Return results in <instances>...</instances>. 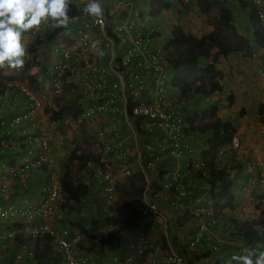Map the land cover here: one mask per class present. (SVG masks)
<instances>
[{"label":"built area","instance_id":"built-area-1","mask_svg":"<svg viewBox=\"0 0 264 264\" xmlns=\"http://www.w3.org/2000/svg\"><path fill=\"white\" fill-rule=\"evenodd\" d=\"M80 2L76 3L80 4L79 10L69 15L67 34L65 29L55 28L51 23L42 26L24 41L28 49L24 67L18 71L2 69L13 74V78H0V264H35L36 258L29 244L43 236L50 238L53 248L59 253V264H94L77 248L85 232L65 226L57 227L55 223L61 215L59 179L63 167L61 169L50 158L44 124L47 119L52 121L46 109L55 104L62 105L65 93L73 95L77 107L75 120L82 123L94 137L96 160L86 162L84 173L91 191L95 190L100 196L97 205L103 219V225L97 227L102 232L100 234L113 227L107 221L117 215L114 209L117 199L116 176L112 174L111 165H117V171L123 175L139 172L141 174L138 175L146 177L148 172L155 169L161 154L191 159L194 153L186 141L196 132L185 130L187 125L184 118L176 113L170 103H165L159 96L153 101L146 97L149 89H153L156 95L166 93L169 78L159 73L152 87L148 83L149 75L160 71L158 59L162 57V49L153 38L157 30L152 26L145 27V16L135 10L131 20L128 17L115 26L110 24L107 11L97 22L82 12L88 0ZM256 4L264 33V0H255ZM121 9L120 16L126 9L132 8L123 5ZM48 30L55 31L53 40L38 44L36 41ZM44 46L49 48L48 63L42 68L45 77L41 80V86L32 89L29 77H22L23 69L27 64L39 65L45 57ZM256 48L264 53V46ZM107 119H121L129 134L123 135L120 130L107 126ZM146 133L155 140V146L148 142L142 144L148 152H145L144 158L140 156L144 159L142 162L136 161L132 167L133 164L126 159L131 154L129 148L133 146L138 152L141 148L138 140ZM236 147L237 137L234 135L226 145L217 149V153L223 155ZM116 157L118 160H114ZM2 158H6L5 161ZM204 160L199 155L194 160V166L186 165L183 173L191 178L192 171L195 167L199 169ZM183 173L174 174L177 200L172 205L178 211L186 206L188 196V178ZM15 174L19 175L17 181L12 178ZM30 176L36 178L35 187L31 190V193L36 192V198H21L7 204L5 200H8L9 190L26 194L27 187L23 189L25 178L27 180ZM147 181L139 202L131 201L137 206V220L133 228L135 239L127 243L128 250L146 255L148 252L147 262L150 264H236L226 258L229 254L221 256L219 252L221 241L212 230L218 221L212 217L211 207L206 212L207 216H197L195 228L183 231L178 241L171 239L167 233L171 223L156 201L157 192L149 189ZM258 182L264 190V166L260 167ZM12 196L16 199V193ZM84 199L85 196L81 201ZM81 206L77 212L79 215L82 213ZM237 209V206L232 209L233 216L230 217L234 220L244 219L239 217ZM152 230L162 231V236H159L161 245H156L155 240L148 237ZM261 251L264 249L258 253ZM211 255H219L217 259L223 262L215 258L210 260ZM123 264L132 263L126 258Z\"/></svg>","mask_w":264,"mask_h":264},{"label":"trees","instance_id":"trees-1","mask_svg":"<svg viewBox=\"0 0 264 264\" xmlns=\"http://www.w3.org/2000/svg\"><path fill=\"white\" fill-rule=\"evenodd\" d=\"M201 13L209 15L210 11H214L212 28L209 32L193 37L192 39L183 31V29L173 24L171 26V32L168 34L167 40L162 47V57L158 60L164 61V63L170 66L171 75L166 82V89L168 92L175 90L180 96L186 94L189 98L194 99L200 97H209L214 92L221 90L222 73L217 68V64L223 63L226 60L228 54L232 52L245 53L251 48L264 46V33L260 20L257 15V7L254 3H247L243 0H238L239 5L242 8L248 9L250 26L252 27L250 37L241 34L237 31L235 25L232 23V13L227 6L225 0H196ZM150 14L154 15L160 10H166L170 8V4L163 0H150L149 3ZM80 8V4L71 3V11L69 15L76 13ZM55 31L48 30L46 34L39 38L36 42L46 43L53 40ZM252 41V43H250ZM251 45V46H250ZM208 47V53L203 51V48ZM209 57L210 61L206 62V58ZM204 60V65L199 67V60ZM30 88H36V80L29 75ZM189 83V87L185 84ZM229 97V95H228ZM64 105L55 104L46 111L50 114L51 120L61 119L65 116L64 108H69V103L73 100V95L70 92L65 93L63 96ZM258 119L264 126V103H260L258 106ZM77 112L73 113L72 117L76 118ZM189 122V128L191 131L199 130L201 133H209L206 140V152L208 159L203 161L201 169L196 172L197 178L202 180L208 187V194L212 201V217L221 218V211L223 209H229L233 207L234 197L231 192L233 185L232 178L229 174L230 166H237L233 161L227 159L226 165H220L217 158V149L220 146L226 145L236 133V128L231 121L220 120L216 115V108L210 106L208 108L200 110L199 113H191L186 117ZM197 118V122L192 125V120ZM78 147H74L67 157V161L64 165V172L59 179L62 202L60 207L76 208L79 207L81 198H83L88 190V185L78 177L73 178L70 170V164L73 161H80L81 167L86 165V162L90 159L84 157L83 153H77ZM225 151L224 154H226ZM96 160V158H93ZM142 177L141 175H139ZM17 181L18 174L12 177ZM139 195L142 192L140 186L134 187ZM131 201L128 196H124L117 207L123 210V214L126 213L127 207ZM220 213V214H219ZM90 224L93 221L88 220ZM180 221V223H179ZM177 221V224H181V220ZM109 224L116 225L121 222L122 227L112 229L104 234H98L90 242H86L83 239L77 244L78 249L88 250L95 246L98 249L104 250L110 244L112 239L118 240V236L122 230L129 224L127 215L125 214L121 218H109ZM85 226L82 227V230ZM232 236L241 239L243 250L240 255H247L249 250L253 253H258L259 250L264 249V210H260L257 217L251 220L234 221L232 225ZM112 237V239H110ZM115 241V242H116ZM88 243V244H87ZM86 247V248H85ZM222 248V247H221ZM219 246V249H221ZM107 249H109L107 247ZM121 256L118 257V261L124 260L127 254L123 253V249L119 250ZM32 252L36 258L35 264H59L60 255L53 248L52 241L49 237H42L39 241L34 243ZM207 253H204L206 255ZM255 255L253 259L255 260ZM126 259V258H125ZM132 262V261H131Z\"/></svg>","mask_w":264,"mask_h":264},{"label":"crops","instance_id":"crops-1","mask_svg":"<svg viewBox=\"0 0 264 264\" xmlns=\"http://www.w3.org/2000/svg\"><path fill=\"white\" fill-rule=\"evenodd\" d=\"M111 1H114V0H111ZM119 1H121V0H116L117 5H113L112 10L109 11V19H110L109 22L112 26L119 24L118 22L123 21V20L127 19L128 17H130V20H131V18L133 17L132 13L134 12V10L136 12H138V14L141 16H144V15H142L143 13H147V14L149 13L150 14V12H149L150 7H147L149 2L147 0H125V2L121 1L122 2L121 4L119 3ZM123 5L129 6L132 9H128V10L126 9V12L122 16H120V11H122L121 6H123ZM116 9H119L120 11H116V13L112 12L113 10H116ZM230 10L232 13V23L234 25H236L237 27H239L238 32H240L242 34V27L244 25L246 28L243 30V33L250 34L251 33V31L249 30L250 20L248 21L249 24H247V25L245 24L244 20L242 22V12H243L244 17L249 19V17H250L249 11H247L245 8L239 7L237 5L234 8H230ZM241 10H242V12H241ZM262 10L264 11V9H262ZM104 11H107V10L104 9ZM170 11H171V9L168 8L166 10H160L158 13H155L154 15L150 14L152 16L157 17L156 22L152 23V27L156 30L157 29L159 30L160 28H165V27L171 28V26L173 24H177L183 29L181 17H180L179 22L172 21V22H170L169 25H167V23L165 24V22L170 20V18H168V17L166 18L164 16L166 14H169ZM184 20L185 19L183 18V25L186 26V23H185L186 21H184ZM205 26L206 27H204V32L201 34H198V33H195V31L199 28L194 25V22L190 21L189 26L187 27L186 30L188 33H190L192 35V37H191V39H192L193 37H198V36L205 34L211 30L210 25L205 24ZM165 39H166V37H164L163 39H161L159 37L158 41H156V39L154 41H156V43L161 42L159 44H162V45H160V47H162L164 45L163 42H165ZM250 43H252V41ZM43 49H44V53H45V58L47 59L48 55H49V52H48L49 48H46L44 46ZM254 50H255V52L252 53V57L249 55L246 58L244 56V54H247L246 52L244 54L241 52H235V53L232 52V53L227 55L226 60L223 63L217 64V68L222 73L221 90L220 91L225 92V96H227L228 93H230V92L233 94L237 93L241 98L240 101L242 100V107H244L247 104H250L251 106L256 107L259 105V103L264 102V78H263L264 77L263 76V74H264V53H262L256 47ZM208 51H209V49H208ZM208 51H207V53H208ZM238 54H242V58L244 57L245 59H242V61L240 62L239 61L240 58L238 57ZM203 59H206V62L210 61L209 57H206ZM236 60L238 63H235ZM232 63H233V65H232ZM236 64H237V68L239 69L238 71L235 70ZM158 66H159L160 71H156L157 73L149 75L148 83H150V87L153 86V81H154L155 77H157L159 75V73L160 74L164 73L168 77H170V75H171L170 66L168 64L164 63V61L159 60ZM29 68L30 69L28 71V75L32 76L36 80L38 87L41 86V82H42L41 80L45 77L43 75L45 73V71L35 64H31L29 66ZM2 73H4V76H5L6 73L5 72H2ZM6 75L8 76V74H6ZM219 92H214L209 97H206L209 100V103L207 105H205L204 101H203L205 97H200V98L196 97L195 99L193 98L194 100L192 101V103L197 102V104H198V106L195 104V107L197 109L195 111V113L196 114L199 113L200 110L205 109V107L208 108L210 106H215V102L211 98L218 95ZM178 95L179 94L177 93V96ZM156 96H159L160 98H162V96L160 94L156 95L154 93L153 89H149L148 93L146 94V97L149 101L156 100L157 99ZM174 101H176L175 98H174ZM246 102H247V104H246ZM182 108H185L187 111L181 112L180 109H182ZM188 112L189 111H188V107L186 104L180 106L179 110L176 111V113L179 114L184 119H186V117L188 116ZM216 115L218 116L217 113H216ZM219 119H220V117H219ZM105 121H107V124H106L107 126H111L112 128L117 129L118 131L120 130L119 132H121V134H123V135L129 134L125 122H123L121 119H117V120L107 119ZM57 125H59V123L57 124V121L51 122L49 119L47 121H45L44 137L47 138V141H48L50 158L53 161H55L58 165H60V167L62 169V161H65L67 156H64V153L60 152V151H63V150H60V148L65 147V144H63L62 140L65 139L66 137L63 134L62 138H60V141H62V144L58 143L59 135H58L57 131L55 130ZM208 136H209V133L206 132V133H199V135H196V134L193 135L192 134V137L187 139L186 143H187L188 147H190L191 149L194 150L193 155H191L192 156L191 159L184 158V157L176 158L172 155H168L167 153H165V154L160 153L161 154L160 159H159V162L156 163L155 169L152 172H148L146 177L142 176L145 181L148 180L147 182L149 184V189L153 192H157V195L155 196L156 201L158 202L160 208H162V210L165 212L169 222L171 223L170 229L167 231V233L170 235L171 239L175 238V240H177V241H178L179 237L182 235L183 231L188 230V229H193V228H195V226H197L194 223V221L198 215H202L203 217L207 216L206 212L210 208L209 203H212L211 198L208 194V187L206 186V184L197 178H194V177L190 178L186 175V173H183L184 167L186 165L194 166V160L196 158H198L199 155H204V154H205V156L207 155V153L203 152V151H205L207 148L205 138H207ZM145 142H148V144L151 146H155L154 145L155 140L152 138V136H149L147 133L142 135L140 137V139L138 140L139 145L141 144L140 145L141 148L138 152H136L134 150L133 146H130L129 149L131 151V154L129 156H127L126 159H128L129 163L133 164L132 167L135 166L134 162L137 161V163H139V162H142L144 160V159L140 158V153H142V152L147 153L148 152L144 147H142V144H144ZM5 159L6 158H2L3 161H5ZM114 160H118V157L114 158ZM189 160H190V162H189ZM116 166L117 165H115V167L111 166V169L113 172L116 169ZM252 168H251V170H252ZM242 169L244 171V174H247V171L250 170V167L247 165L246 168H244V166H243ZM195 170H198V167H195ZM176 173H181V174L183 173L185 175L186 179L188 178L187 179L188 180V186H187L188 196L185 199L186 206L181 211H178L177 209H175V206L172 205V202L174 203L177 200V197H176L175 192H174L175 186L173 184L174 183V174H176ZM252 173H253V170H252ZM134 174H141V173L136 172ZM245 178L246 177H244V179L242 181V207L244 209L242 211V218L247 219V220H251V219L256 218L257 214L252 213L253 215H250L249 210H248V204H247V206L244 204L243 196H244V193L246 192L245 191L246 189L243 187V185H245L246 187H249L250 185L248 183L251 182V180H249L250 177H247L246 180H245ZM35 180H36V178L34 176L28 177L27 180L25 178V185H24L23 189H25L27 187L26 188V194H28V195L22 194V193L18 194L15 190H13L12 192H11V190H9L8 191V200H5L6 203L9 204V203L15 202L17 200L19 201L21 198H25L28 200H34L36 198V192L31 193V190H32V187H35ZM84 182L86 184L89 183L87 177H86V180H84ZM88 186L89 187H88L87 193L85 195V199L83 201H80V205H84L85 207H87L88 204L98 205L100 202V196L97 194V192L95 190L91 191V188H90L91 185L90 184H88ZM238 191H239V189H237L236 185L233 184L232 188H231V192H232L234 200H236V202H238V200L240 198V193H238ZM15 193H16V199H13L14 196H12V195H14ZM143 195L145 196L146 193H144ZM129 199H130V201H132V199L130 197H129ZM235 208L236 207H234V209ZM116 212H117L116 216H124L126 214L127 220L129 221V224L125 227L124 230H122L120 232V234L118 236V240L116 241V244L114 245L115 246L114 251H118L120 249H127V247H128L127 243L130 240L135 239V232H134L133 228H134L136 220H137V206L135 204H131L130 206L127 207L126 213H124V214H123V210H120L119 208L116 209ZM229 213H231V211L229 209H223L221 211V217L227 216ZM61 214H62V211H61ZM80 215L81 216L82 215L89 216V218H86V219H88V220L91 219L93 221V223H96L97 226L103 225L102 224L103 219L101 218L100 213L97 211L96 206L95 207L94 206L93 207L92 206L87 207L85 211H83V209H82V213ZM179 217L181 220H184L183 223H181L182 225L176 224V223H178L177 218H179ZM55 223L57 224L56 226L59 227L57 219H56ZM179 223H180V221H179ZM184 224L186 227L189 226V224L192 225V227H188V228L184 229ZM161 232H162L161 230H157L154 232L152 230V232L150 234H148V237L152 240H155V242L157 243L156 245H159V244L161 245L162 240H160L161 237H159V236H162ZM43 237H45V236H43ZM233 241H235V242H233ZM233 241H231V242L236 244V245L240 244V247H238V251L242 252L243 246L241 244V240L238 237H236ZM29 246L31 248H33L34 243L33 244L30 243ZM221 246H225V245H221ZM227 246L229 247L230 245H227ZM97 248H98V246H97ZM102 249H105V248H102ZM223 252H228V251H223ZM142 256H143L144 260H146V261L149 260L148 252H147V255H146V253H144ZM102 257L107 259L108 257L111 258L112 256L108 255L107 251L102 250V251H100V258L102 259ZM115 259H117L116 252H115ZM146 264H150V263L146 262Z\"/></svg>","mask_w":264,"mask_h":264},{"label":"rangeland","instance_id":"rangeland-1","mask_svg":"<svg viewBox=\"0 0 264 264\" xmlns=\"http://www.w3.org/2000/svg\"><path fill=\"white\" fill-rule=\"evenodd\" d=\"M123 1V0H121ZM121 1H119V3H122ZM150 3V0H147ZM163 1H167L170 3V9L171 11L169 12V14H166L164 17H168L170 18V20L166 21L165 24L167 23V25L170 24V22L172 21H177L179 22L180 17L182 18V27H183V31L191 38L192 35L190 33L187 32V27L189 26L190 21L194 22V25L197 26L199 29H197L195 31V33L201 34L204 32V27L205 24L210 25V27L212 28V24L211 22H213V15H214V11L211 10L209 15H204L201 13V11L199 10V6L196 2V0H163ZM227 3V6H229L230 8H234L236 5L241 7L238 3V0H225ZM247 3H254L255 4V0H243ZM73 3H81L80 0H72ZM104 9H106L109 13V11L112 10V6L113 5H117L116 0L111 1V0H102ZM257 6V4H256ZM147 7H149V5H147ZM123 9V8H122ZM164 10V9H163ZM248 11V9H246ZM116 11H120L119 9L113 10L112 12ZM145 12V11H144ZM242 12V10H241ZM142 15L145 16V22H144V26L150 28L152 26V23L156 22L157 17L156 16H152L149 13H143ZM237 16V15H236ZM183 18L185 19L184 21H186V26L183 25ZM243 20L245 21V24H249V19H247L246 17H244L243 12H242V22ZM199 22V23H198ZM236 22V21H235ZM202 25V26H201ZM243 25V24H242ZM237 31L239 29V27H237L235 25ZM160 28L159 30L157 29L158 32L153 33L154 37H159L161 39H163L166 35L170 34L171 32V28ZM246 27L243 25L242 27V33L243 30ZM241 30V29H240ZM239 30V31H240ZM249 30H252V27L249 26ZM203 35V34H202ZM243 35H246L247 37H250V34H246L243 33ZM158 39L156 41H158ZM161 42H158L157 45L160 46L162 44H159ZM253 48H251L249 51H247V54H244L245 58L248 57L249 55L252 57V53L255 52V47L252 46ZM162 49V47H160ZM203 51H205V53H207L208 51V47L203 48ZM238 57L240 58L239 61L241 62L242 59H245L244 57L242 58V54H238ZM48 63V60L44 57L42 59L41 62H39V67L43 68L45 67V65ZM235 63H238L237 60L235 61ZM31 64H27L25 66V68L23 69V74L22 77L23 78H28V71H29V66ZM199 67L204 65V60L200 59L199 60ZM233 65V63H232ZM232 69V68H231ZM236 71H238L239 69L237 68V64H236ZM234 70V71H235ZM4 70L0 69V78H9L10 79L13 78V74H11L10 72L5 71L6 74H8V76L4 73H2ZM233 71V70H232ZM11 75V76H10ZM263 77V76H262ZM264 78V77H263ZM30 83V81H29ZM185 84L189 87V83L185 82ZM190 88V87H189ZM68 90V89H67ZM229 95V97H228ZM227 96H225V92L220 91L218 93V95L214 96L213 98H211L214 102H215V108H216V113L218 114V116L220 117V120H228L231 121L232 124L234 125V127L236 128V133L235 136L237 137V147L235 150H231V151H227L226 154L220 155L217 154V160L218 163L220 165H226V163H228L227 159L233 161L237 166H230L229 169V174L232 178L233 184L236 185V188L239 189L238 193H240V198L238 200V202L234 203L236 204L237 211H238V215L239 217L242 218V181L245 178V180L247 179V177H250L249 180H251L250 183H248L250 186L246 187L245 185H243V187L246 189L243 199H244V204L247 206L248 204V210L250 215L253 214H257L260 210H263V200H264V190L261 187V185L258 182V178H259V172H260V167L264 166V126L262 125V123L260 122V120L258 119V106L254 107L251 106L250 104H246L244 107H242V100L240 101V96L236 93H228ZM162 99L164 100L165 103H170L176 111L179 110L180 106L182 105H187L188 107V114H191L193 112H195L197 109L195 107V104L198 106L197 102L192 103V101L194 100L193 97L189 98L186 94H184L183 96L178 95L175 90H172V92H168L166 90V93H162L161 94ZM226 97V98H225ZM174 98L176 99V101H174ZM191 99V100H190ZM204 104L207 105L209 103V100L207 98H204ZM264 103V102H261ZM260 104V103H259ZM189 105V106H188ZM65 113V116H62L61 119H59L57 121V124L59 123V125L56 126V131L59 135V140L58 143L65 144V147H61L60 151L61 153H64V156H68L69 152L74 148V147H78L77 153H83L84 157H88L90 160L92 161V157L96 158V153L94 152V148H93V141H94V137L91 135L90 131L87 130V128L82 124V123H77V121L75 120L76 118H73L72 115L73 113L77 112V107L76 105L69 103V108H64L63 110ZM181 112H186L187 110L185 108L180 109ZM218 117V118H219ZM48 120V119H47ZM197 118H195L194 120H192V125H194L197 121ZM184 121L186 122L185 125L186 126V131H190L189 128V122L186 119H184ZM53 122V121H51ZM52 125V124H51ZM196 125V124H195ZM60 131H59V130ZM63 131V132H62ZM196 134L199 135V130H195ZM64 134V136L66 137L65 139H63L62 141H60V138H62V135ZM194 134V133H193ZM220 148V147H219ZM58 149V148H57ZM59 151V150H58ZM225 153V152H224ZM140 156L142 158H144L146 156L145 152H142L140 154ZM206 157H208V154L206 155ZM94 161V160H93ZM80 161H73L70 164V170H71V174L73 176L74 179L81 177V179L86 180V174L84 173V167H81L79 164ZM116 164H118V162H116ZM244 166V168H246V166L248 165L250 167V170L247 171V174H244V171L242 169V167ZM114 166L115 165H111ZM117 167L114 170V172L112 174H114L116 176V190H117V200L116 203L118 204V202L124 197V196H128L135 201L139 202V198H141V194L139 195V193L136 192V190L134 189V187L136 186H140L141 188L144 187V178L140 177L138 174H130L128 176L123 175L120 171H117ZM253 167V168H252ZM253 173H252V170ZM256 200V201H255ZM255 201V202H254ZM62 202V201H61ZM93 207L94 205H90L88 204L87 207ZM82 209L85 211L87 207H85L84 205L81 206ZM116 208L117 205L115 206ZM61 208L62 214L60 215L59 218H57L59 227L65 226L70 228L71 230L74 229H80L82 230V227L85 226V230H82L83 232H85L84 234V241L86 242H90V240H92L96 235H98L99 233H102L101 230H97V225L96 223L90 224L88 219L89 216H85V215H79L77 214L78 210L80 209L79 207L76 208H69V210H67L68 208ZM230 210V209H229ZM254 210V211H253ZM232 211V210H230ZM253 213V214H252ZM220 214V213H219ZM64 215V216H63ZM221 215V214H220ZM81 216V217H80ZM230 216H233L232 213H229L227 216H222L221 218L219 217H215L217 219L218 222L214 223V227L212 228L213 232L216 234V238L218 239V241L220 240V248L219 252L221 254V256H225L227 254H229V256H226V258L228 259H232L233 256H239L240 253L238 251V247H240L239 245H236L232 242H227V241H233L234 239H231V236H227L228 233H230V228L233 225V221L230 220ZM80 217V218H79ZM119 218V217H117ZM232 219V218H231ZM177 220H181L180 217L177 218ZM91 221V219H90ZM183 223L184 220H181ZM224 222H227V224H229V226L227 227L226 223L223 225ZM196 223V221L194 222ZM177 224V223H176ZM121 222H118L116 225L113 224V228L117 229V227H122L121 226ZM182 225V224H181ZM188 227H192V225L189 224V226H185L184 224V229L188 228ZM112 228V229H113ZM105 236V235H104ZM112 239V237L110 238ZM94 241V239H93ZM112 242L107 246L109 249H107V247H105V251L108 252V255L112 256V254L115 255V252L117 254V257L121 256L120 251H114V245L116 244V240H114V238L111 240ZM235 242V241H233ZM87 243V244H88ZM218 243V242H216ZM225 243H229V244H225ZM221 245H225V246H221ZM227 245H230L229 247ZM86 248V247H85ZM79 253H82L83 255H85L86 258H89L90 260H92L94 262V264H123L121 262H118L117 259L113 258H107L105 259L104 257H102V259L100 258V249L97 248V246L90 248L88 250L85 249H78ZM125 251H123V253L127 254L125 258H129L132 262V264H146V260H144L143 258V254L138 253L136 250H128V249H123ZM233 250V251H232ZM223 251H228V252H223ZM232 251V252H231ZM219 254V255H220ZM219 255H211L210 256V260H212L211 258H215L217 261L220 259L218 256ZM244 255H246L244 253ZM124 258V259H125ZM223 262V260H220ZM233 261V259H232ZM235 262V261H233ZM236 263V262H235Z\"/></svg>","mask_w":264,"mask_h":264},{"label":"clouds","instance_id":"clouds-1","mask_svg":"<svg viewBox=\"0 0 264 264\" xmlns=\"http://www.w3.org/2000/svg\"><path fill=\"white\" fill-rule=\"evenodd\" d=\"M71 3L72 0H0V69L6 68L18 71L24 67L25 57L28 55V49L24 41L28 35L38 31L42 26L51 23L55 28L65 29V34H67L70 21L69 12L71 11ZM82 12L84 15L91 17L99 22L104 16V6L102 0H88L86 6L82 9ZM165 37L166 41L168 35H166ZM153 38H155L156 40L158 39V37ZM64 102L61 106L64 105ZM70 103H72L73 105L75 104L74 100H72ZM58 120L59 119L55 121ZM202 156L205 159L204 161L208 159L205 154ZM66 161L67 158L62 165L63 172ZM199 169H201V167ZM198 170L192 171V178H197L196 172ZM235 203L233 204L232 208H229L230 210L236 207ZM209 205L212 210V203H209ZM95 206L97 207V205H94V207ZM115 206L116 201L114 205V209L116 210L117 208ZM114 217L121 218L122 216L113 215L111 218ZM230 220H232L234 223V221H242L244 219L234 220L230 218ZM225 223L227 224V222H224L223 225ZM226 226L228 227L229 224H227ZM112 228L110 230H112ZM231 228L229 230L230 233H228L227 236H231V239H235L232 236L233 231ZM246 251H248L247 255L233 256V261H235L236 264H264V251H261L259 253H253L249 250ZM253 255H255L256 257L255 260L253 259ZM113 258H115L114 254H112L111 259ZM124 260H122L121 263H123Z\"/></svg>","mask_w":264,"mask_h":264}]
</instances>
